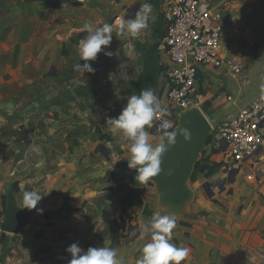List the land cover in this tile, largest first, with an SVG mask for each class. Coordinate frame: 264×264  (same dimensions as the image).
<instances>
[{
	"label": "crops",
	"instance_id": "0c3cea01",
	"mask_svg": "<svg viewBox=\"0 0 264 264\" xmlns=\"http://www.w3.org/2000/svg\"><path fill=\"white\" fill-rule=\"evenodd\" d=\"M145 2L153 6L150 21L154 11L164 13L165 0H0V105H10L0 107V225L11 184L20 207L25 190L44 193L42 211L32 209L20 233L0 230V264H68L72 243L116 248L125 264H136L151 239L141 225L154 212L168 214L154 185L112 176L130 141L113 135L106 120L133 95L144 65L136 43H148L146 29L137 38L114 31L105 49L111 56L90 61L92 73L74 70L83 23L115 29L118 17L134 18ZM215 3L224 15L220 55L243 61L245 70L234 77L199 66L202 110L214 124L247 108L264 77V0ZM119 68L134 75L132 86L105 82ZM165 80L152 86L162 105ZM105 166L113 167L106 175ZM190 184L194 200L175 216L171 240L189 249L181 264H264V147L236 167L226 147L209 143Z\"/></svg>",
	"mask_w": 264,
	"mask_h": 264
},
{
	"label": "clouds",
	"instance_id": "9594fccd",
	"mask_svg": "<svg viewBox=\"0 0 264 264\" xmlns=\"http://www.w3.org/2000/svg\"><path fill=\"white\" fill-rule=\"evenodd\" d=\"M152 9V4L145 2L140 6L134 18L125 19L123 17L116 20L115 29L110 23L102 25H93L90 21L83 23L82 32H86V35L78 44L80 62L74 65V70L83 75L92 73L95 69L89 63L90 61H95L101 52L106 56H111L113 53L105 49L110 46L114 31L122 36L139 37L142 31L149 26ZM259 87L264 92V77ZM0 107L7 109L10 105H0ZM165 111L155 91L147 88L141 89L138 94L127 96L120 114L106 120V125L109 126V131L113 135L122 134L130 141L129 156L126 159L127 166L129 169L136 170L135 180L142 184L148 183L162 171V156L169 147L176 143V130H170L172 125L167 120L160 119ZM154 121L160 122L158 126L163 138H167V146L165 143L154 145L149 141L148 129L153 128ZM180 135L185 141L191 139V134L186 128L180 129ZM257 139L259 140V137ZM112 168L105 166L103 174L106 175L105 170ZM169 175H171V170ZM43 195L44 193L38 190H25L20 208L37 209ZM37 211H42V209H37ZM176 226L174 213L169 212L162 215L154 212L151 218L141 225L143 234H150L151 239L140 249L141 256L136 264H181L185 261L189 256V249L171 242ZM66 251L71 254L68 264H125V259L119 255L118 249L108 246H89L84 249L77 243H72Z\"/></svg>",
	"mask_w": 264,
	"mask_h": 264
},
{
	"label": "built area",
	"instance_id": "2783aa9c",
	"mask_svg": "<svg viewBox=\"0 0 264 264\" xmlns=\"http://www.w3.org/2000/svg\"><path fill=\"white\" fill-rule=\"evenodd\" d=\"M117 19H120L119 17ZM166 31L159 42L161 54L168 57L165 80L166 99L160 119L175 126L174 111L198 106L205 96L198 86L201 64L226 68L234 77L245 70L239 59L222 57L220 47L224 15L215 0H165ZM154 121V125H159ZM211 143L226 147L236 167L264 147V92L236 116L213 123ZM259 137V140L257 139ZM0 230L1 227H0Z\"/></svg>",
	"mask_w": 264,
	"mask_h": 264
},
{
	"label": "water",
	"instance_id": "95a60500",
	"mask_svg": "<svg viewBox=\"0 0 264 264\" xmlns=\"http://www.w3.org/2000/svg\"><path fill=\"white\" fill-rule=\"evenodd\" d=\"M176 143L169 147L162 156V171L149 181L155 186L159 205L167 213H174L182 217L187 213L189 204L194 200L195 190L191 187V180L196 165L207 151L213 132V125L205 112L198 106L174 111ZM186 128L191 139L185 141L180 135V129ZM161 141L154 145L165 143L167 138L160 134ZM203 166L202 169H204ZM171 170V175L169 171ZM17 184H11L5 198V215L0 225L3 231L20 233L31 221L32 211L20 208L16 199Z\"/></svg>",
	"mask_w": 264,
	"mask_h": 264
},
{
	"label": "trees",
	"instance_id": "16d2710c",
	"mask_svg": "<svg viewBox=\"0 0 264 264\" xmlns=\"http://www.w3.org/2000/svg\"><path fill=\"white\" fill-rule=\"evenodd\" d=\"M165 27V19H164V13L160 12L158 17V25L155 28V37L158 39V41L153 42L152 44H145L141 41L136 43V49L138 51H141L143 53V70L138 76V80L135 84V87L133 89V94H138L141 89H147L151 88L152 86L156 85L158 83L159 77L161 75H165L168 71V68L162 61V55L159 50V42L160 39L164 37ZM97 132L99 133V128L97 129ZM212 139V138H211ZM210 139V143H211ZM201 161L196 165L195 171L199 168ZM122 169L115 171L114 175H116L118 172H123L126 174L133 185H138L139 181L135 180L136 170L135 169H129L127 166V160H122ZM216 166V165H215ZM193 177H195V172L193 174Z\"/></svg>",
	"mask_w": 264,
	"mask_h": 264
},
{
	"label": "rangeland",
	"instance_id": "374dc122",
	"mask_svg": "<svg viewBox=\"0 0 264 264\" xmlns=\"http://www.w3.org/2000/svg\"><path fill=\"white\" fill-rule=\"evenodd\" d=\"M159 13L160 12H156V11H154L153 12V19L150 21V18H149V22H148V24H149V26H148V28L146 29V31H147V40H148V44L150 45V44H152L153 42H156V41H158V39H156V37H155V28L157 27V25H158V17H159ZM158 15V16H157ZM157 16V17H156ZM151 22V23H150ZM166 31V25H165V27H164V32ZM161 40V39H160ZM125 74H126V72L124 71V73H123V71L121 70V68H119L117 71H115V73H112V75L110 76V80L108 81H105L106 83L107 82H113V83H116V85H115V88H118V84H121V82L122 83H124L125 84V86H132V84L134 83V81H135V79H134V75H132V74H128V76L126 75L125 76ZM123 77H125L124 79H122ZM121 80V81H120ZM112 87V86H111ZM98 109V108H97ZM119 108L117 107V110H118ZM120 110V109H119ZM206 111H207V109H206ZM148 131H149V140H150V142L151 143H154L155 142V140H156V138H158V136L156 137L155 135H154V133H157V132H160L161 130H160V128H159V126L158 125H153V128H151V129H148ZM161 140V139H160Z\"/></svg>",
	"mask_w": 264,
	"mask_h": 264
}]
</instances>
